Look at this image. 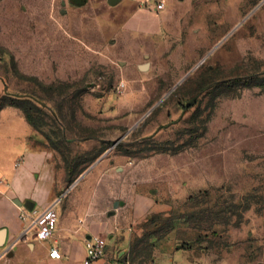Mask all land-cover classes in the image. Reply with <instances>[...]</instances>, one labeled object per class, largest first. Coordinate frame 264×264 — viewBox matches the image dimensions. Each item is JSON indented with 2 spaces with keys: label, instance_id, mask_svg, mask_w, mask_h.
Returning a JSON list of instances; mask_svg holds the SVG:
<instances>
[{
  "label": "rangeland",
  "instance_id": "1",
  "mask_svg": "<svg viewBox=\"0 0 264 264\" xmlns=\"http://www.w3.org/2000/svg\"><path fill=\"white\" fill-rule=\"evenodd\" d=\"M176 2L0 0V77L43 102L59 184L108 160L164 206L108 264H264V0Z\"/></svg>",
  "mask_w": 264,
  "mask_h": 264
},
{
  "label": "crops",
  "instance_id": "2",
  "mask_svg": "<svg viewBox=\"0 0 264 264\" xmlns=\"http://www.w3.org/2000/svg\"><path fill=\"white\" fill-rule=\"evenodd\" d=\"M69 1L74 7H82L88 0ZM124 1H139L147 8L144 3L148 0H122L118 5ZM163 1L166 9L159 13L167 11L171 1L184 0ZM194 1L199 4L205 0ZM160 19L166 16L160 15ZM9 94L13 95L6 80L0 77V98ZM39 141L38 132L20 110H0V264H83L86 242L92 237L107 239L105 257L94 264H108L114 247L129 241L131 218L134 222L163 212L164 206L146 192L128 193L123 183L116 188L110 180L114 162L108 160L102 161L79 188L68 190L58 182L53 153L39 145ZM28 202L34 204L33 212L25 208ZM116 203L122 205L115 209ZM50 206L55 207L58 228L52 240L38 242L29 229L31 219ZM23 215L28 216L26 220ZM54 247L61 250V261L49 258Z\"/></svg>",
  "mask_w": 264,
  "mask_h": 264
},
{
  "label": "built area",
  "instance_id": "3",
  "mask_svg": "<svg viewBox=\"0 0 264 264\" xmlns=\"http://www.w3.org/2000/svg\"><path fill=\"white\" fill-rule=\"evenodd\" d=\"M149 2H153V9L159 13L166 9L163 0H148L144 5L149 7ZM33 212V210H32ZM28 216L23 215L22 219L26 220ZM58 228V218L55 207L46 208L42 214L31 219L29 229L34 232L35 240L38 242H47L53 239ZM107 242L99 237H92L86 242V258L83 264H94L106 255ZM49 258L53 261H61L63 254L59 248H52L49 251Z\"/></svg>",
  "mask_w": 264,
  "mask_h": 264
},
{
  "label": "trees",
  "instance_id": "4",
  "mask_svg": "<svg viewBox=\"0 0 264 264\" xmlns=\"http://www.w3.org/2000/svg\"><path fill=\"white\" fill-rule=\"evenodd\" d=\"M85 1H83L84 4ZM73 3V0H72ZM83 4H80L78 6H82ZM11 101L9 103H1L0 104V110L5 108V107H13L16 108L18 110H20L22 112V114L24 115V117L26 118L27 122L29 123V125L38 133L41 134V127L37 124V120L34 118V113L40 114L41 110L37 107V103H40L42 105L43 102L33 98V100L31 99H26V98H21L15 95H7ZM6 96V97H7ZM37 102V103H36ZM43 134V133H42ZM44 138L50 142V145L52 146V148H54L55 150H57L56 144L49 138V136L47 135H43ZM195 216V215H193ZM197 217V216H196ZM207 231H212V228L207 229Z\"/></svg>",
  "mask_w": 264,
  "mask_h": 264
},
{
  "label": "water",
  "instance_id": "5",
  "mask_svg": "<svg viewBox=\"0 0 264 264\" xmlns=\"http://www.w3.org/2000/svg\"><path fill=\"white\" fill-rule=\"evenodd\" d=\"M122 0H108V4L112 7L117 6ZM147 66H143L142 70H146ZM197 99H194L190 102V106L195 105ZM79 182V181H78ZM78 182L76 184H78ZM75 184V185H76ZM74 185V186H75ZM73 186V187H74ZM122 204L121 203H116L115 204V209H118ZM25 208H27L28 210L32 211L34 209V204L32 202H28L25 204Z\"/></svg>",
  "mask_w": 264,
  "mask_h": 264
}]
</instances>
